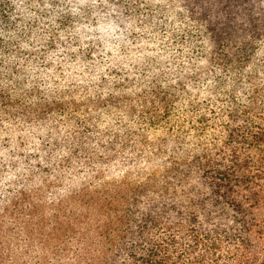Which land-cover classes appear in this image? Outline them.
Returning <instances> with one entry per match:
<instances>
[{"label": "trees", "instance_id": "1", "mask_svg": "<svg viewBox=\"0 0 264 264\" xmlns=\"http://www.w3.org/2000/svg\"><path fill=\"white\" fill-rule=\"evenodd\" d=\"M166 1L0 0V264H264L263 89L220 47L213 0ZM169 35L181 51L164 69L145 52L173 55ZM138 137L156 169L129 194L97 201L64 181L89 142ZM72 204L98 208L94 229Z\"/></svg>", "mask_w": 264, "mask_h": 264}, {"label": "rangeland", "instance_id": "2", "mask_svg": "<svg viewBox=\"0 0 264 264\" xmlns=\"http://www.w3.org/2000/svg\"><path fill=\"white\" fill-rule=\"evenodd\" d=\"M164 5L167 9L171 6L166 0H164ZM206 5H211L209 10L217 13L220 21L221 33L217 40L220 47H223L224 52L231 56L233 66L239 67L241 62L247 65L248 74L251 76V86L253 87L251 91L261 88L264 93V0H213L211 4L207 3ZM192 29L195 30L194 27ZM167 37L171 50L177 49L173 55H171L172 52L167 50L168 44L165 45L162 42L154 44L150 41L147 45L148 50L145 52L151 60L163 56L165 58L163 60L164 69L172 65L175 55L181 51V44H179L178 39L172 35ZM158 38L159 40L162 39L161 37ZM190 39L191 37L186 38L185 41L187 42ZM132 44L135 46V43ZM133 51L132 53H139L137 49ZM109 89L117 90L118 88L110 85ZM127 91L125 90V93H129ZM115 94L119 95V93ZM204 97L207 100L210 99L207 94L202 95V100ZM153 135L159 136L158 134ZM140 140H142V137H138L136 142L129 144L126 149L119 148L110 152L104 151V145L98 147L99 142L97 140L96 142H89L92 144L91 148L78 150L71 164L65 161V169L61 170V172L63 171L64 181L72 180L74 190L87 189L89 195L97 201L100 198L101 201L118 200L120 195H124L123 193L129 194V189L133 185L139 184L140 181L143 182L142 178L138 177L140 171L145 169L151 174L156 169L150 158H143L142 156L154 151L153 143L142 146L139 144ZM148 161L151 164L148 165ZM55 181L56 179L47 183L43 189L45 199L52 204V207H54L53 202L59 199L58 195L55 196V193H59V188L58 190H55V188L61 187V184ZM68 210L85 215L87 217L85 227L95 228L94 221L99 217L97 207L90 208L72 204L69 205ZM87 235L93 237L91 234L85 236ZM15 237L22 238L23 233L18 234L16 232ZM15 243L16 239L12 240L9 245L16 246ZM43 250V248H37L35 254L43 255ZM44 255L49 256L46 252ZM13 257L15 261V254H13Z\"/></svg>", "mask_w": 264, "mask_h": 264}, {"label": "clouds", "instance_id": "3", "mask_svg": "<svg viewBox=\"0 0 264 264\" xmlns=\"http://www.w3.org/2000/svg\"><path fill=\"white\" fill-rule=\"evenodd\" d=\"M93 2L95 3V2H97V0H93ZM17 7H19V5H17ZM21 11H23V10H21ZM26 15H28V16H35L36 14L33 12V13H27ZM13 19H15V16H13ZM90 30H93V29H90ZM77 31H79V28L77 29ZM106 31L108 32V34H109L112 38L118 40V39L121 38V36L118 35V34H119V33H122L123 30L120 29L119 24H117L115 21H110L109 24H108V27H107ZM61 38H63V34H61ZM129 43H130V41H129ZM23 47L26 48V47H28V45L25 44V45H23ZM108 47H109V50H111V45H109ZM117 47H118V46H117ZM72 50L75 51V49H72ZM60 51H64V49H60ZM55 55H56V54L53 53L52 55H50V56L48 57V59H53V57H54ZM68 67H71V66L69 65ZM83 67H84V66H81V67L79 68V71H83ZM32 71H36V69L33 68ZM52 71H53V69H47V72H49V73H51ZM100 71H103V69H100ZM93 78L95 79V77H93Z\"/></svg>", "mask_w": 264, "mask_h": 264}]
</instances>
